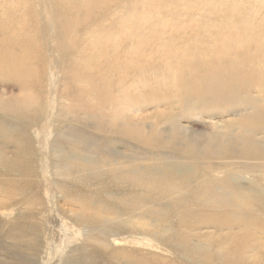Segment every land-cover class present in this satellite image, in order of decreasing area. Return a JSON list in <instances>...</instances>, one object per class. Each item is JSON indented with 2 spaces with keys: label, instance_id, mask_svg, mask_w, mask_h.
Masks as SVG:
<instances>
[{
  "label": "rangeland",
  "instance_id": "rangeland-1",
  "mask_svg": "<svg viewBox=\"0 0 264 264\" xmlns=\"http://www.w3.org/2000/svg\"><path fill=\"white\" fill-rule=\"evenodd\" d=\"M261 128L264 0H0V264H264Z\"/></svg>",
  "mask_w": 264,
  "mask_h": 264
},
{
  "label": "bare ground",
  "instance_id": "bare-ground-1",
  "mask_svg": "<svg viewBox=\"0 0 264 264\" xmlns=\"http://www.w3.org/2000/svg\"><path fill=\"white\" fill-rule=\"evenodd\" d=\"M54 20V19H53ZM38 24V23H37ZM40 25V24H39ZM38 25V26H39ZM43 27H44V24H43ZM7 43V42H6ZM18 47V46H17ZM21 51V50H20ZM20 56V55H19ZM19 60V59H18ZM17 64H18V62H17ZM262 129V131H264V129L263 128H261ZM255 130H253V132H254ZM151 132V131H150ZM149 134V133H148ZM147 134V135H148ZM155 141V140H154ZM167 141V140H166ZM157 142V144H158V141H156ZM155 146V145H154ZM166 148V147H165ZM169 148H171V147H169ZM172 148H173V146H172ZM171 148V149H172ZM161 150V149H160ZM176 153H181V152H176ZM118 162V161H117ZM94 167V166H93ZM98 167V166H97ZM80 168L82 169V170H84V171H87V172H92V171H95V170H98V169H92L89 165H84V164H80ZM94 168H96V167H94ZM102 169V168H101ZM130 170H131V172H133V171H137V169L136 168H134V167H131V168H129ZM161 171H163V170H161ZM161 171H159L158 173H156V174H158V178L155 180V182L153 183V185H156L157 183H160V182H163V183H167V184H169V186H170V188L172 189V190H179L180 189V186H181V184L179 183L180 181H182V176H180V177H175L176 176V172H169V171H166V172H161ZM161 172V173H160ZM178 172V171H177ZM96 175H99V173H97ZM150 175H152V174H150V173H148L147 171L145 172V178H147V177H149ZM230 177V176H229ZM186 181V180H185ZM193 184V183H192ZM191 184V185H192ZM166 186V185H165ZM232 188V193H228V192H223L222 194H220V197H218V198H215V201L213 202L214 204H223V203H226V204H236V206H239V204H237L238 203V200H240V198H241V200L243 199V200H245L246 199V196H251V194L253 195L254 193H250L249 191V189H246V188H244V187H242V186H239V185H237V184H235L234 183V185L231 187ZM211 193V192H210ZM212 194V193H211ZM216 196H217V194H216ZM158 198V197H157ZM172 202H173V200H171ZM83 214H86V213H88V211H84V212H82ZM94 215H92L91 217H90V221L89 222H91V224H93V221H103L104 220V216H102V214L100 213V212H97V213H93ZM185 214V213H184ZM185 216H187V217H189L190 215H187V214H185ZM191 216H195V215H191ZM207 217H210V218H208V219H205L204 221L205 222H207V221H211L212 219H214V220H219L218 218H215L214 216V218L213 217H211V216H206V217H204V218H207ZM73 219H74V217H73ZM78 221H82L83 219H80V218H78L77 219ZM181 220V225L183 224L182 222H183V219H180ZM74 221V220H73ZM75 222V221H74ZM193 222V221H192ZM76 223V222H75ZM97 224V223H96ZM133 224L135 225V226H131V227H129V229L131 230L130 232H131V236H132V234H135V233H140V231H145L146 229L145 228H143V227H136V223L135 222H133ZM148 225L149 224H151V223H147ZM187 225H189V226H192V224H187ZM61 228V227H60ZM153 229H156L157 231H159L160 232V230L161 231H164V232H166V233H168V232H170L169 231V229L167 228V225L165 224V223H163V224H159V226L158 227H153ZM194 231V230H193ZM64 232V231H63ZM160 233H163V232H160ZM187 234L188 233H185V235H181V237L182 236H184L182 239H183V242L185 243V245L187 244V242L186 241H184V239L185 238H187L186 236H187ZM247 235V236H246ZM249 235L250 234H248V233H246V234H244L243 235V237H242V239L241 240H239V241H242V242H245V244L247 243L248 244V242H247V240H248V237H249ZM70 237V236H69ZM244 238H246V240L244 239ZM132 239V238H131ZM193 240L194 239H192L191 241L193 242ZM238 241V242H239ZM147 242V241H146ZM209 242V241H208ZM207 242V246H208V248H209V250H212V246H213V244H211V243H208ZM236 243L235 244V246H234V249H229V250H227L225 253H224V257H223V260H224V263L223 264H242V263H240L239 261H236V262H232V259H233V257H232V255H233V253H235L236 251L235 250H237V248L239 247V245H240V243ZM252 243H254V242H252ZM150 244V243H149ZM165 244V243H164ZM168 247H170L171 246V244H166ZM186 248H187V246H186ZM244 248V247H243ZM252 248V247H251ZM223 250V249H222ZM187 251L188 252H192V249H190V248H188L187 249ZM187 251H183L184 253H186ZM195 252L193 253V255H192V257H193V259H195V258H198V260H200L201 261V263L202 264H212L210 261H212L210 258V251H205V253H204V255H203V249H202V247H199V252H196V249L194 250ZM241 251H242V249H241ZM258 253V252H257ZM257 253H255V254H257ZM260 254H263V253H260ZM253 260V259H252ZM195 264H197V262L195 263Z\"/></svg>",
  "mask_w": 264,
  "mask_h": 264
}]
</instances>
